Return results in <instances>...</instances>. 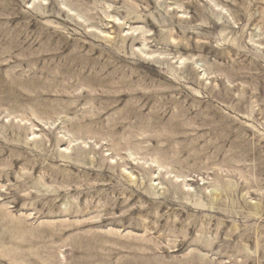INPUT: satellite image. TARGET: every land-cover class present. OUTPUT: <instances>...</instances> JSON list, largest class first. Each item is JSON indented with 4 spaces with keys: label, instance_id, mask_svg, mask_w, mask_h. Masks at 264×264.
Instances as JSON below:
<instances>
[{
    "label": "rangeland",
    "instance_id": "rangeland-1",
    "mask_svg": "<svg viewBox=\"0 0 264 264\" xmlns=\"http://www.w3.org/2000/svg\"><path fill=\"white\" fill-rule=\"evenodd\" d=\"M0 264H264V0H0Z\"/></svg>",
    "mask_w": 264,
    "mask_h": 264
}]
</instances>
